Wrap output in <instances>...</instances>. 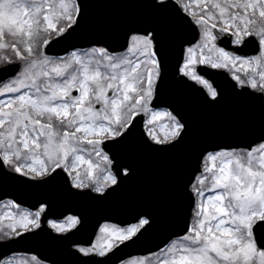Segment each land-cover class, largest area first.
I'll use <instances>...</instances> for the list:
<instances>
[{"label": "snow or ice", "instance_id": "6c2138e0", "mask_svg": "<svg viewBox=\"0 0 264 264\" xmlns=\"http://www.w3.org/2000/svg\"><path fill=\"white\" fill-rule=\"evenodd\" d=\"M226 92L258 102L259 122L237 116L205 142L187 101L216 109ZM141 153L187 161L122 223L89 231L82 213L6 199L11 184L102 205ZM0 190V264H57L17 249L41 238L75 264H264V0H0ZM169 223L155 247L126 252Z\"/></svg>", "mask_w": 264, "mask_h": 264}, {"label": "water", "instance_id": "95a60500", "mask_svg": "<svg viewBox=\"0 0 264 264\" xmlns=\"http://www.w3.org/2000/svg\"><path fill=\"white\" fill-rule=\"evenodd\" d=\"M101 16L115 17L125 15L129 10L120 8H101L98 10ZM78 45H86V40L80 38L76 41ZM58 54H63L57 49ZM220 73L223 79L212 81V83L218 84L223 87L224 79L227 78L225 73ZM171 90L174 93H178L179 89L176 85H171ZM188 108L196 122L197 129L202 128L204 130L203 139L207 142L208 137L212 135H220L228 128L233 119L237 116H244L250 122H259L260 107L258 102L237 101L232 98L227 92L225 93V102L222 106L216 109H206L199 105V103L193 98L187 101ZM245 143V141H236ZM211 146V145H209ZM139 164V174L134 179L132 185L123 193L114 196L109 202L102 205L86 204L82 202L68 201L64 198L62 192L56 191L51 187L41 189H12L8 186V193H13L22 204L31 206L35 200L44 199L48 200L51 208L49 217H56L60 213H82L86 216L89 224V231L92 229V225L97 220L104 222L102 217L109 218V222L122 223L129 218L128 207L139 199L144 189L150 185H166L174 176H176L181 168L187 161V155L181 154L173 157L153 156L151 154L141 153L137 156ZM187 178V177H186ZM11 193V194H12ZM33 194V196L31 195ZM0 194H3V190H0ZM31 200L33 202H28ZM177 227L174 224H166L162 228L158 229L151 237L141 245L134 246L127 249L128 253L143 252L148 248H153L163 240L168 231ZM86 234H81L78 239H87ZM66 245L51 244L47 239L41 238L38 241L22 242L17 245L19 252L31 253L39 251L49 260H55L57 264H75V258L67 253Z\"/></svg>", "mask_w": 264, "mask_h": 264}, {"label": "rangeland", "instance_id": "374dc122", "mask_svg": "<svg viewBox=\"0 0 264 264\" xmlns=\"http://www.w3.org/2000/svg\"><path fill=\"white\" fill-rule=\"evenodd\" d=\"M5 211H6L5 209L0 208V216H3ZM8 223H10V221L6 217L3 220H0V229L6 228ZM26 258L27 257H22L20 259L23 260Z\"/></svg>", "mask_w": 264, "mask_h": 264}]
</instances>
